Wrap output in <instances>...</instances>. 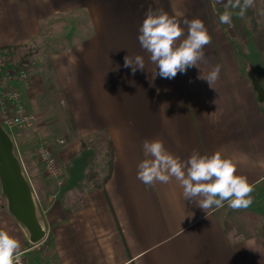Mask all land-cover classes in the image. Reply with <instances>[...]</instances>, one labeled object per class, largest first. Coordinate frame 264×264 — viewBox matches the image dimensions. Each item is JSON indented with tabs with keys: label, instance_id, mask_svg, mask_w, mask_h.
Wrapping results in <instances>:
<instances>
[{
	"label": "crops",
	"instance_id": "obj_1",
	"mask_svg": "<svg viewBox=\"0 0 264 264\" xmlns=\"http://www.w3.org/2000/svg\"><path fill=\"white\" fill-rule=\"evenodd\" d=\"M149 8L175 16L185 33V19H201L212 38L206 60L172 79L153 77L159 69L138 41ZM239 8L240 0H0V49L28 50L23 102L35 136L56 142L60 170L58 178L48 175L10 132L34 176L45 230L30 243L0 197V230L20 242L26 264H264L261 237L245 235L235 221L241 213L264 217V110L233 32ZM226 12L231 23L220 22ZM127 55L143 56L145 69L132 74ZM216 65L211 88L203 77ZM95 134L114 148L109 177L100 182L87 179L100 151L84 141ZM154 138L182 160L193 150L233 159L253 186L251 205L225 203L206 213L184 200L175 179L143 184L142 144Z\"/></svg>",
	"mask_w": 264,
	"mask_h": 264
},
{
	"label": "clouds",
	"instance_id": "obj_2",
	"mask_svg": "<svg viewBox=\"0 0 264 264\" xmlns=\"http://www.w3.org/2000/svg\"><path fill=\"white\" fill-rule=\"evenodd\" d=\"M252 4L253 0H244L245 7ZM220 22L231 23L230 14H223ZM183 24L186 33L181 21L163 9L154 11L149 8L146 11L139 27L138 41L149 54L155 70L159 69L158 73L153 72V77L159 75L172 79L206 60L204 48L212 38L204 22L194 18L185 19ZM124 67H130L132 74L138 69L143 71V56H125ZM219 74L220 66L216 65L203 79L211 87L219 79ZM142 149L145 158L137 165V179L146 186H155L158 182L167 184L175 179L182 188L184 200L192 201L206 213L213 207H224L225 203L234 210L251 205L253 186L246 176L237 174L236 162L220 151L202 155L193 150L186 160H182L168 151L159 138L145 139ZM22 255L20 242L7 231L0 230V264H21Z\"/></svg>",
	"mask_w": 264,
	"mask_h": 264
},
{
	"label": "rangeland",
	"instance_id": "obj_3",
	"mask_svg": "<svg viewBox=\"0 0 264 264\" xmlns=\"http://www.w3.org/2000/svg\"><path fill=\"white\" fill-rule=\"evenodd\" d=\"M237 2V0H236ZM240 17V19H239ZM236 22V29H232L235 33V38L238 41L239 40V52L241 53V56H245V58H242V63L245 65V68L248 72H251L253 74V77L262 85H264V0H253V4L251 6L245 7L244 6V0H240V8H239V15L238 18L235 19ZM12 58L16 61H23L25 58L28 57V50L27 52H21L15 53L11 51ZM243 54V55H242ZM29 60L32 61L31 58ZM260 84V85H261ZM28 111V110H27ZM30 113V112H29ZM35 121V119H34ZM34 123L29 128H16L13 130V135L18 136L19 139H17L18 146L17 148L19 150L26 149L31 150L34 152L33 159H36L37 162H40L37 155H36V147L43 143L45 145H48L51 147V149L56 152L54 141H48L45 142L44 138H38L37 135L34 134ZM10 134V132H8ZM21 136H24V138H20ZM12 138V137H11ZM24 142H21V141ZM98 148L95 150L100 151L98 157L94 159V162H91L90 170L88 173V180L92 181L93 177L97 175V181H102L101 179L104 178V174L106 176L107 174V164H108V152L109 147L105 148V145L100 146L97 145ZM100 146V147H99ZM93 148V144L91 146H86L85 148ZM15 146V153L18 156V150ZM90 148V149H91ZM21 166L23 168V172L27 179L30 182V179H34V176H32V173L29 169H25L24 164L21 160V158L18 156ZM103 167L105 170H103ZM100 172V173H99ZM36 179V177H35ZM38 179V178H37ZM31 184V182H30ZM0 197L6 202L4 196L2 195L0 191ZM225 212V211H224ZM261 219L256 217H251L249 220L250 224L255 226L256 230L260 232V229L264 225V217L259 216Z\"/></svg>",
	"mask_w": 264,
	"mask_h": 264
},
{
	"label": "water",
	"instance_id": "obj_4",
	"mask_svg": "<svg viewBox=\"0 0 264 264\" xmlns=\"http://www.w3.org/2000/svg\"><path fill=\"white\" fill-rule=\"evenodd\" d=\"M250 79L264 110V88L253 76ZM0 186L7 210L26 229L30 243L40 242L45 237V230L37 216L33 190L15 153L14 141L1 124Z\"/></svg>",
	"mask_w": 264,
	"mask_h": 264
},
{
	"label": "built area",
	"instance_id": "obj_5",
	"mask_svg": "<svg viewBox=\"0 0 264 264\" xmlns=\"http://www.w3.org/2000/svg\"><path fill=\"white\" fill-rule=\"evenodd\" d=\"M31 68L29 58L16 61L9 49H0V124L7 132L16 128H29L34 123V116L27 111L20 90L21 85L27 81ZM35 153L44 171L58 178L60 170L53 150L40 143ZM20 259L21 264H26L22 256Z\"/></svg>",
	"mask_w": 264,
	"mask_h": 264
},
{
	"label": "trees",
	"instance_id": "obj_6",
	"mask_svg": "<svg viewBox=\"0 0 264 264\" xmlns=\"http://www.w3.org/2000/svg\"><path fill=\"white\" fill-rule=\"evenodd\" d=\"M21 55H25V54H21ZM92 144H93V148L94 149L98 148L97 145H100V146L105 145V148L109 147V148H107V149H109L108 156H107V158H108V164H107L108 170H107V174H106V176L104 178V180H106L109 177V172H110V169H111V167L113 165L114 148L111 145V142L108 140V138H106L103 134H95L94 136H92L88 140L84 141V145L85 146L86 145L91 146ZM100 184H98V185H100ZM251 217H256V218L261 219L258 215H254L252 213H241V214H239V216H237L235 221H236L237 224H239V228L242 231V233H244L247 236H259V237H261V239H262V241L264 243V225L260 229V232H258L256 230L255 226L250 224V222L248 220Z\"/></svg>",
	"mask_w": 264,
	"mask_h": 264
}]
</instances>
